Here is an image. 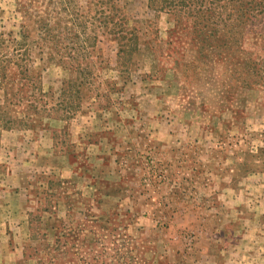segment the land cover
I'll use <instances>...</instances> for the list:
<instances>
[{
  "label": "rangeland",
  "instance_id": "rangeland-1",
  "mask_svg": "<svg viewBox=\"0 0 264 264\" xmlns=\"http://www.w3.org/2000/svg\"><path fill=\"white\" fill-rule=\"evenodd\" d=\"M152 1L0 0V264H264L263 7Z\"/></svg>",
  "mask_w": 264,
  "mask_h": 264
},
{
  "label": "trees",
  "instance_id": "trees-1",
  "mask_svg": "<svg viewBox=\"0 0 264 264\" xmlns=\"http://www.w3.org/2000/svg\"><path fill=\"white\" fill-rule=\"evenodd\" d=\"M150 3L153 2L152 0H149ZM166 1V0H163ZM207 0H173V2L170 4L169 9H171L172 12H178V13H185L186 15H192L195 17V19L199 20V22H212L214 21L213 19L215 18V21L219 18V15L215 14V9H217V7H215V2H220L221 0H210L209 5H206ZM237 0H230V2L232 3V6L235 5L237 2ZM258 4L261 5L263 8L262 10H260V12H264V0H258ZM221 6V5H219ZM121 50L123 52H125L123 50V48H120V52ZM122 52V53H123ZM9 60L6 59L5 57L3 58L2 62L0 63V66H2L1 70H2V75L6 76V82L13 80V74H6V69L9 67ZM27 70V67L23 66V68H21V74L25 75V72ZM20 74V75H21ZM85 77V76H83ZM23 78V76H22ZM70 81V80H69ZM68 81V82H69ZM5 91H6V96L8 94H12L13 96H17L18 93H20V91L17 92H13L11 87H4ZM5 91H4V95H5ZM5 103L6 102V98L4 100ZM0 113H1V106H0ZM15 120H19V119H14V120H7L8 124H12V121ZM21 120V119H20ZM20 122V121H18Z\"/></svg>",
  "mask_w": 264,
  "mask_h": 264
}]
</instances>
